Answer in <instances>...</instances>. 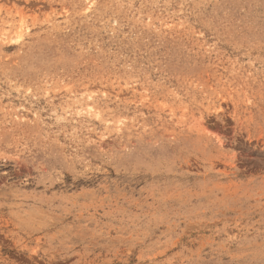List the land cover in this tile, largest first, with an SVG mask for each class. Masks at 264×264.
<instances>
[{
	"label": "rangeland",
	"instance_id": "obj_1",
	"mask_svg": "<svg viewBox=\"0 0 264 264\" xmlns=\"http://www.w3.org/2000/svg\"><path fill=\"white\" fill-rule=\"evenodd\" d=\"M0 264H264V0H0Z\"/></svg>",
	"mask_w": 264,
	"mask_h": 264
}]
</instances>
